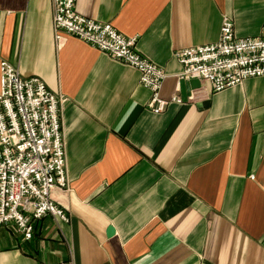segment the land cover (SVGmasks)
Masks as SVG:
<instances>
[{
    "label": "crops",
    "instance_id": "1",
    "mask_svg": "<svg viewBox=\"0 0 264 264\" xmlns=\"http://www.w3.org/2000/svg\"><path fill=\"white\" fill-rule=\"evenodd\" d=\"M77 10L138 37L167 74L169 103L154 112L137 69L76 36L57 40L52 0H0V61L68 99L69 188L52 196L70 215L35 220L30 239L1 225L0 264H264V75L214 91L179 78L174 56L218 40L225 16L235 35L264 36V0H77Z\"/></svg>",
    "mask_w": 264,
    "mask_h": 264
},
{
    "label": "built area",
    "instance_id": "2",
    "mask_svg": "<svg viewBox=\"0 0 264 264\" xmlns=\"http://www.w3.org/2000/svg\"><path fill=\"white\" fill-rule=\"evenodd\" d=\"M52 1L57 40L65 38L63 33L76 36L137 69L141 84L152 91L148 106L156 113L166 108L169 100L160 91L167 74L137 50V36L83 15L77 0ZM174 56L183 65L179 78H200L221 91L264 75V36L235 35L233 20L225 16L218 40L177 49ZM67 100L42 78L24 77L10 61H0V226L13 223L28 239L34 221L45 215L70 221L68 211L52 196L54 188H69L61 122Z\"/></svg>",
    "mask_w": 264,
    "mask_h": 264
},
{
    "label": "water",
    "instance_id": "3",
    "mask_svg": "<svg viewBox=\"0 0 264 264\" xmlns=\"http://www.w3.org/2000/svg\"><path fill=\"white\" fill-rule=\"evenodd\" d=\"M108 235H113L115 233V227L109 226L107 230Z\"/></svg>",
    "mask_w": 264,
    "mask_h": 264
}]
</instances>
